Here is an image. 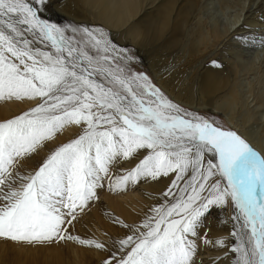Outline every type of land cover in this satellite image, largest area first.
Here are the masks:
<instances>
[{"label":"snow or ice","instance_id":"snow-or-ice-1","mask_svg":"<svg viewBox=\"0 0 264 264\" xmlns=\"http://www.w3.org/2000/svg\"><path fill=\"white\" fill-rule=\"evenodd\" d=\"M49 6L0 0V100L32 105L0 121V238L75 241L107 252L103 264H198L201 243L223 249L209 264L229 253L233 264H264V152L173 102L102 29L46 19ZM70 125L75 138L28 175L17 170ZM148 179L168 184L140 225H122L128 232L107 247L71 235L105 180L114 190ZM229 204L236 243L202 236L204 219Z\"/></svg>","mask_w":264,"mask_h":264},{"label":"bare ground","instance_id":"bare-ground-1","mask_svg":"<svg viewBox=\"0 0 264 264\" xmlns=\"http://www.w3.org/2000/svg\"><path fill=\"white\" fill-rule=\"evenodd\" d=\"M49 4L50 11L43 13L46 19H66L78 26L102 29L120 48L133 45L158 86L171 100L194 111L203 110L220 115L257 151L264 152V91L257 96H240L234 79L237 70L231 65L232 58L228 57L227 50L218 55L210 53L222 41L225 33L216 24L207 29L202 27L198 17L199 0H49ZM194 18L197 21L192 24ZM176 63L180 64L177 69H184L178 75L169 72V68L174 69ZM14 102L9 100L3 104L0 108V119L17 106ZM250 120L258 123L252 130L246 126ZM75 129V126L68 127L64 134L74 135ZM46 152L47 148L40 150L41 154ZM136 162L122 161L113 171L124 174ZM18 166L24 170V162L18 163ZM167 184V180L156 183L151 179L127 186L121 184L115 195L105 193L102 204L110 213L119 214L121 217L123 215L126 219L133 218L139 225L143 221L141 219H145L146 212L164 201L161 194ZM97 210L92 214L95 219L99 214ZM232 215L230 204L223 209L214 208L203 221L201 235L207 234L213 241L224 238L226 243L234 244V239H231L234 224ZM3 244L4 242H0L3 249L0 264H6L8 260ZM10 249V258L16 264H60L63 260L55 243L30 245L17 242ZM72 251L75 263L84 264V251L76 248ZM99 254L98 258L101 256ZM217 257H223V249L211 245L205 247L201 243L199 255L196 257L198 264L201 259L204 264H209ZM234 258L235 254L229 253L225 264H233Z\"/></svg>","mask_w":264,"mask_h":264},{"label":"rangeland","instance_id":"rangeland-1","mask_svg":"<svg viewBox=\"0 0 264 264\" xmlns=\"http://www.w3.org/2000/svg\"><path fill=\"white\" fill-rule=\"evenodd\" d=\"M49 8L51 9V6H49L45 12L48 13L50 11ZM198 10L200 11L198 17L202 22L201 23L202 27L207 29L209 27H212L214 24H216L218 25L220 30L222 29L221 32L223 31V34L225 33L221 39L222 41L219 42L220 44L218 43L219 45L217 44L216 47L214 46V49H211L210 53L214 52L215 54L218 55L220 53L222 54L224 50H227V55L229 54L228 57L230 59L232 58L231 65L235 67L237 70V74L234 77V79L237 85V90L239 89L238 92L240 96L244 98L245 96L252 94L256 96L260 95L261 91H264V22H262V18H264V0H199ZM44 17H46V15H44ZM238 17H240V19ZM195 21H197V18L192 19L191 23L193 22L192 24H194ZM51 22H54L61 26H66V25H71L72 27L78 26L74 22L60 18L53 19L51 20ZM122 49L127 50L128 52L134 54L137 57V60L133 63L132 68L136 72L145 73L146 75H148L150 80L157 87H159L156 81L154 80L152 74L149 72L148 68L145 66V64H143L142 60L136 53L135 47L133 45H124L122 46ZM174 67H175L174 69L169 68V72H173L174 74L178 75L180 72L184 71L183 68L177 69L178 67H180L179 63H176ZM185 68L190 70L188 65H185ZM240 91L243 92L240 93ZM247 92L249 93L247 94ZM165 95L168 98H170L166 93ZM251 98L252 97H250V99ZM8 101L9 99L7 98L0 100V108L3 106L4 103ZM11 101L14 102L15 100H10V102ZM14 103L17 106L12 108V111H10L7 115L8 117L5 116L1 118L0 121H5L7 119L14 118L15 116L21 114L23 111L28 110L32 106L29 103L20 102V101H15ZM178 105L181 106L183 109L196 113L201 117H205L209 119L210 121H215L216 124L222 126L225 129L234 130L218 114H211L210 112H206L203 110L194 111L180 104ZM257 124L258 123L256 121L250 120L249 125L246 124V126L250 130H252V128H254ZM68 127H71V125L67 126L66 128ZM66 128L60 133H58L57 138L54 141L48 142L46 144V147H44L47 148L46 153L41 154L39 152V154H33L30 158L31 160L26 159L21 161L24 162V170H22V168H20L18 164L16 166L17 170L23 175H28L29 173L33 172L35 169L38 168V166L43 162L44 158L49 154V150L54 149L59 144L68 142L69 139L75 138V135L79 133V129H75L76 131L74 135H66L64 134ZM114 167L111 169L112 171H110V175L112 174L121 175L122 173L113 171ZM118 190H119L118 188H115L114 190H110L108 181L105 180L103 189L98 190V193L99 194L101 193L100 195L98 194V199L94 198L84 208L83 212L79 214V219L77 222H75L76 224L74 223V226L71 229H69L71 235L78 236L83 239H94L98 242L104 243L105 246L107 247L112 243V241L118 240L119 238L123 237L125 233L128 232V229L122 227V225L125 224L137 225V221L135 222L133 218L130 219V217H128L127 220L125 216L122 215L121 217L119 214L113 213L115 215L114 217L112 213L106 210L105 205L102 204L103 197H105L106 195H111V196L112 194L115 195V193ZM96 210L99 212V214H97L95 219L94 215L92 214H94ZM147 214H149V212H146V215ZM123 217H125V219ZM116 218L117 220L119 219L118 220L119 222L116 220ZM129 219L131 220V222L128 223V221H130ZM78 223L81 225H79ZM0 240H3L0 242L1 243L4 242L3 247L6 249V254H7L6 256L8 259L6 264H16L10 258L11 257L10 246L17 242H13L10 239H5V238H0ZM53 243L56 244L57 248L61 252L63 260L61 261L60 264H66V263L76 264L75 263L76 261L73 257L74 256V253L72 251L73 248L84 251L85 253L84 258L86 259L84 261V264H103V261L108 256V253L105 251L98 250L95 247L80 245L78 242L75 241H71L70 244V240H59V241H53L49 244H53ZM235 243L236 241L234 240V244ZM2 251L3 249L0 247V256L2 254ZM93 253H95V255ZM98 254L101 255L100 258H98ZM36 264H44V263L39 262Z\"/></svg>","mask_w":264,"mask_h":264}]
</instances>
